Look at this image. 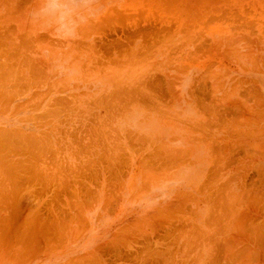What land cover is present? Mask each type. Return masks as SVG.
I'll list each match as a JSON object with an SVG mask.
<instances>
[{
  "label": "crops",
  "instance_id": "1",
  "mask_svg": "<svg viewBox=\"0 0 264 264\" xmlns=\"http://www.w3.org/2000/svg\"><path fill=\"white\" fill-rule=\"evenodd\" d=\"M16 1L19 2L23 1L26 3H30V2L34 3L36 1L42 2L41 8H43L44 3H46L49 0H35V1L16 0ZM53 1L62 2L66 8L63 7L61 10L65 12L68 11V13L66 12V15L63 16L62 22H60V20L58 19L59 17L58 11L60 9H57L55 11L53 10L54 13L56 14L50 16V13L48 14L43 13L42 9L40 8V11H38L35 17L42 21V23L44 24V28L47 29L48 33H53V35H56V38H60V41L62 40V42H66L67 40H68L67 42L70 41L76 42L78 40L77 36L81 33L82 39L84 38L88 39L87 37L88 36L90 37L85 42L86 44L93 45L91 47H95L97 49L106 50V56L111 57L113 56V52L117 54L118 52L130 47L129 38L136 39L135 37L139 35L143 34L142 36L145 37L146 35H148V33L151 34L149 31L147 32L146 27L142 25L141 22L140 24L138 23L139 26L138 24L137 26L133 25L132 28L124 24H119L123 19H125V17L123 18L124 13H122L123 15L118 16L117 25H113V23L111 22L110 24L108 23L109 19L114 20V18L113 17L109 18L107 16L105 17V15H108L110 12L114 13V11L116 12L118 11L119 13H121L123 11V8L121 7H123V5H125L128 2L127 0H92V1H87V3L85 1H79V0H78L79 2L77 3L71 0H53ZM0 2L3 1L0 0ZM111 8L112 11L110 10ZM103 16L106 19L108 18L107 19L108 21ZM119 17L123 19L120 20L121 18L119 19ZM100 21L102 23L104 21L105 24L101 23L100 25ZM95 24L96 25L99 24V25L96 26ZM179 27H186V26H179ZM49 28H50L49 30L50 32L48 31ZM168 28H166L167 30L165 33H168L167 31L169 32L171 31ZM153 30H155V28H153ZM31 32H40V31L32 30ZM183 32L186 33L188 31H183ZM42 33H45V31L42 30ZM180 40L182 41V38ZM176 41L179 42V38H177ZM139 44L140 42L138 41L134 45L139 46ZM203 62L204 61H200L196 68L184 69L183 65L179 64L177 58L175 64V71L172 68L169 74L170 77L169 90L163 87L162 76L155 75L154 83L156 85L152 93L153 95H148V97L153 98L152 118H145L142 114L143 113L142 110L145 109V107H142L141 105L147 103L146 101L147 95L145 94L142 95L140 92L137 93L134 91H123L121 95L113 96V98L115 97V100L117 102L112 100L110 104L109 103L103 104L104 102H102L101 105H100L101 102L100 99L103 97H107V98L109 97L103 95L105 94L104 92L105 90L102 89L101 86L99 87L97 86L96 88L88 91L84 90V91L76 92V95L79 97L90 98V99L95 98L99 100L96 101L95 104L90 105L91 107L89 108L90 109L89 112L97 115H101L102 113L105 114L110 111H113L115 113L120 112L123 114V117L120 122H115V123L108 121L103 123L91 122L89 125L86 124L80 125L75 129H85V128L90 130L118 129L122 131L121 138H119V141L112 146L108 145V143L105 144L99 143V145L103 146L102 147L103 149L101 148L102 154H100L99 157L96 158L90 156L91 159L89 160L88 169L87 168L82 169L79 167L73 171L71 170L67 171L65 169L62 170V166L59 165L61 167L60 169L57 170V173L59 175L56 174L54 176L63 177V178L88 177L89 181H91L89 187L85 184L84 185L81 184L79 188L77 185H74L73 189L70 188L67 189L66 186H63V187H58V191L55 190L51 192V188L49 187L48 181L44 180L46 178H49L48 176H50V171L48 169L47 170L39 169V168L26 169L25 186L16 187L15 192H13V205H0V209H13V211L14 210L22 211L13 217V264H83V263L85 264L88 263L90 259H92L94 256L97 255L113 256L112 253L115 252L113 251L115 248V244L120 243V241L124 237V235L122 234L124 232L123 229L126 230L127 228H129V226H136L138 224L137 220L140 221L142 217H145L146 215L153 213V210H155L154 214H156L158 213V211L161 213L160 210H162L163 212L165 211V209H172V210L177 209L178 196L181 197V195L183 194L195 195V198H197L198 201L197 218L199 217L198 219H202L203 217H205L207 212H209L208 208L205 207L204 205H200V204H204L205 201L202 198V202L200 203L199 201L201 198L197 197L196 195L209 194L210 186L208 184L210 177L221 176L220 172L225 173L227 167H229V169H232L236 172L238 171V173L235 174V176L239 175L238 177H246V173H243L244 169L242 167H247V165H249L250 166L249 177L251 179L257 178L258 161L264 160V145H263L264 131L261 128L259 129V106H258L259 87L264 97V81L262 79H259L257 74H254V72L251 69L252 67L250 68V73L248 74H242L241 72H234L236 71V68H234L232 69L233 72L229 73L228 76L225 77V74L222 75L221 73H218L219 71L217 73L215 71L211 72L210 64L209 63L204 64ZM205 78H207V80ZM107 79L108 81H111L110 80L111 77H108ZM103 81L105 82V80ZM232 86L234 87V90ZM168 91L171 94L168 93ZM190 95L192 96V99L194 98L193 100L191 99ZM155 96H157V98ZM210 97H212V99H210L209 101ZM231 100L232 102L230 103ZM261 111H262L261 117L264 118V112H263L264 109L262 108ZM81 112L85 113L87 111L82 110ZM213 117L214 119H212ZM13 126H16L13 128L27 131L28 135H39L40 134L39 131H41L43 137L45 135L47 136V138L49 137V133L46 131H49L51 129L49 126H45V124H40V123H25L22 125L18 123H13ZM226 126H228L229 128ZM67 128L69 127H67L65 123L62 124L59 123L55 129L59 131H64ZM190 138H192L194 141H192V139ZM129 148L131 149V151ZM170 151L171 153H169ZM117 152H119L120 154ZM259 156L261 159L259 158ZM32 161H35L34 156L32 158ZM61 161L62 160L59 158V162ZM104 161H106L107 163ZM211 171L214 174L211 173ZM216 172H218V174H216ZM263 175H264V168H263ZM17 176L19 177L20 175ZM39 180H41L40 183ZM113 180H115L116 182ZM117 188L119 189L118 191L115 190ZM223 189H225V186L223 187ZM263 189L264 186H258L255 180V184L242 185V186L240 184L233 186L232 192L241 194L242 191L243 194L244 193L257 194V193H264ZM77 192L83 194H78ZM176 193L178 194V196L176 195ZM94 195L96 197H94ZM104 196L106 199L103 198ZM88 198L90 200L89 204L91 206L88 204ZM84 200H86V202ZM73 202L75 203L77 202L78 204L76 203L73 205ZM113 206L115 207L113 208ZM28 211H30L31 213H29ZM51 211L54 212L52 213ZM204 211H205V216H204ZM80 212L82 214H80ZM236 214L237 212L235 213V215ZM23 215L27 219L26 218L24 219ZM80 215H82L83 217ZM65 217L69 219H66ZM60 218L62 221L60 220ZM235 218L237 221H235ZM235 218L233 223L236 222L234 225L237 227L239 226L241 231L242 225L246 224L244 223L246 222V219L244 222H241L244 219H242L241 216H238V214L237 216H235ZM22 219L24 220L25 223L23 222ZM83 219L86 221V222L84 221L85 223H82ZM26 220L28 222H26ZM81 223L84 226L83 225L80 226L79 224ZM20 224H22L23 226ZM207 224H210V222H208ZM61 226L63 227L65 226V227L62 229ZM78 226L79 229H77ZM60 232L62 234H60ZM72 232L73 234H71ZM120 235L123 236L121 237ZM118 238L121 240H118ZM21 239L22 241L20 242ZM60 240H62V242ZM44 242H46L47 244L46 246ZM55 243L56 244L58 243L60 245L58 246V244L56 245ZM24 250L26 251L30 250V251L28 253ZM87 252L90 254H88ZM119 254L120 256L123 257L129 256V253L124 251H120ZM90 255L92 256V258ZM159 257L164 258L165 255L161 253L159 254ZM261 262L263 263L262 259Z\"/></svg>",
  "mask_w": 264,
  "mask_h": 264
},
{
  "label": "rangeland",
  "instance_id": "2",
  "mask_svg": "<svg viewBox=\"0 0 264 264\" xmlns=\"http://www.w3.org/2000/svg\"><path fill=\"white\" fill-rule=\"evenodd\" d=\"M5 3H6V5L11 4V3L5 2V1H3L2 3L0 2V13L2 14V13H5L6 11H9L7 13H11L12 16L10 14H8V15H10V17L7 15H4L2 17L0 16V30H1L0 31V64H1L0 65V127H1L0 128V131H1L0 132V138L2 137L0 139V167H1L0 179H1V176L4 178V179L0 180V184H1V182H3L4 184L6 182L7 184H5V185L2 184V185L6 186L5 188L8 190V192H6L7 191L6 189H3L4 188L3 186H0V189H1L0 192L2 193V194H0L1 195L0 198L1 199L3 198L2 200L0 199L1 200L0 205H13V192H15L16 187H18V186L24 187L25 186V181H26L25 171H26V169H31V168H39V169L45 168L46 170L48 169L50 171V175L51 174L52 175L50 178H46L45 180L48 181L49 187L51 188V192L55 191V190L58 191L59 185H62V187L67 185L66 186L67 189L68 188L73 189L72 187H74V185H77L79 187L81 184L88 185V187L90 186V181H88L89 180L88 177L87 178L86 177L85 178L77 177V179L74 177H66V178L59 177L58 178L57 176L55 177L54 174L56 175L57 170L59 168H61L59 165H61L62 168L67 170V171H70V170L73 171L76 168H79L80 165H81V168H83V169L87 168L88 169L89 160L91 159L90 156L96 158V157H99L100 154H102L101 148L103 146L99 145V143H104V144L108 143V145H110V146L114 145L116 142L119 141V138H121L122 131L118 130V129H116L115 131L113 129H111V130H99V131L90 130V129H84L83 130V129H75L74 127H77L80 125H85V124L89 125L91 122H93V123L107 122V121L112 122V123L113 122L114 123L120 122L122 120L123 114L120 112L115 114V112H113V111L105 113L106 115L105 114H101V115L93 114V113L89 112L90 111L89 108L91 107L90 105H91V103L95 104L96 101H99V100H97L95 98L90 99V98L79 97L76 95V92L84 91V90L88 91V90H92V89L96 88L97 86L98 87L101 86V88L105 90L104 91L105 94H103V95L105 96L107 94L106 96H109L108 97L109 99L107 97L101 98L102 100L100 99L102 102H104L103 104H106V103L110 104L112 100L116 101L115 98H113V96L121 95L123 91L140 92L141 94L147 95V98H146L147 103L143 104V106L141 105L142 107H145V109L142 110L143 111L142 114L145 118H152L153 117V112H152L153 110H152V102L151 101L153 100V98L148 97V95H153L152 93H153V90L155 88V83H154L155 75H158V76L161 75L162 76V79L164 82V83L162 82L163 87L166 88L167 90H169V88H170L169 74H170L172 68L175 71V64H176L177 58H179L178 62H179V64L183 65L184 69L196 68L200 61H204L203 62L204 64H207V63L210 64L211 72L215 71L217 73L219 71L218 73H221L222 75L225 74V77H227L229 73L233 72L232 69H234V68H236V71H234V72H241L242 74H248V73H250V68L252 67L251 69L254 72V74H257L259 79H262L264 81V67H263L264 66V63H263L264 62V60H263L264 59V55H263L264 51L261 50V49H264L263 48L264 46L263 45H257L256 46V44H251L250 42H248L249 41L247 39L248 37L247 38L244 37V36H248L251 33H253V35L251 34L249 36V38H251V36H254L252 38H256V36L258 34L255 32V29L253 30V29L247 28L248 29L247 30L246 27L242 28L243 26H239L243 23L244 20H250V19H245V18L249 17L248 16L249 12L247 13V11H245L244 14L242 12L243 17H244L243 21L241 19L242 17L241 18L239 17L240 20L237 21V19H238L237 16L235 15L236 16L235 17L234 15H232V17H230V18H223L224 20L222 19L220 22H217V21L212 22V20L211 21L209 20V17L213 18V16H215V14H213V16H212V15L203 14V13L201 15L199 14L201 16L200 18L195 17V19L197 20V19H201L205 16L199 22H195L196 21L195 19H194L195 21H192V20L187 21L186 19H188V18L186 16L183 17V18H185L183 20L179 18L180 19V20H178L179 24H181V23L185 24L186 23L185 20L187 21L186 24H188V23L190 24V25H187L189 27L186 26L187 28L186 27L177 28L178 23H176V22H178V21H176V18H174V15L172 14V12L168 11L167 12L168 14H166V11H158L157 13L156 12L150 13L151 14L150 15L151 20L154 17H155L154 19H158L160 14L161 15L163 14V17L166 19V21L173 25L172 28L169 27V29H171V31L168 33H165V34L164 33L163 34H156L155 35L156 37L154 36V34H153V36L152 35L149 36V34H148L147 36H149L150 39L155 37L154 39L157 40L155 42H152L149 38H147V36L143 37L142 35L137 36V38L133 39V40H132V38H130V40H129V45H131V47H129L130 51L128 49L127 50L125 49V50H123L124 52L123 51L118 52L117 53L118 55L115 52H113V56H114V57L112 56L114 58L113 59L112 57L106 56V50H103V49L101 50V49L95 48V51H94V49H91L94 47H91L90 44L85 45V43H83V41L86 42L90 38L89 36L87 37L88 39H86V38L82 39L81 38L82 36L78 35L77 36L78 40L76 42H74V41L67 42L66 41L67 43L66 42L64 43V42L59 41L56 38V35H53V33H48L47 29L44 28V24L42 23V21L35 17L41 8L40 2H34V3H29V4L26 2H20V3L18 2L19 5H18V3L13 2L14 3L13 5H15V6H13L15 9L14 8L13 9L15 11L14 10L13 11L8 10L10 5L6 8H4ZM2 4H3V6H2ZM27 6H28V8H27ZM17 7H18V9H17ZM4 9H5V12H4ZM11 11L13 12V14ZM159 12H161V13H159ZM121 13H124V15L122 14L123 17L126 16L127 18L123 19L124 21L122 23L120 22L119 24H124V25L130 26L131 28L134 24H138V23L142 22V20L144 19V15H142V13L140 15H142L143 17L142 16L139 17V13L134 12V11L129 12V13L122 11ZM121 13L116 12V14H115V12L114 13L110 12L107 16L110 18L113 17L114 20L113 19L112 20H113V22L114 21L115 22L113 23L111 19H109V21L112 22L113 25H117L116 18H118V17H116L115 15H119ZM236 13L239 14L240 12H236ZM245 13H247V14L245 15ZM132 14H134V16ZM23 15H25V16H23ZM148 16L149 15H147L145 17V19ZM227 17H229V16H227ZM1 18H3V19H1ZM10 18H13V19H10ZM20 18H21V20H20ZM130 18H131V20H130ZM212 18H210V19H212ZM127 19H128V21H127ZM8 20L11 22V24ZM14 21H16V22H14ZM7 22H9V23H7ZM191 23H192V25H191ZM200 23H201V25H200ZM6 24H8V25L6 26ZM202 24L203 25L205 24L204 28L206 31L203 29ZM233 25H235V26L237 25L238 28H234ZM15 26H17V27H15ZM27 27H31L32 30H39L40 32H31L32 31L31 28H27ZM190 27H193V28L189 29ZM194 27H195V29H194ZM216 27H219V29L222 31V33L226 32V31H229V32L232 31L228 35L237 34L234 36L230 35V37H232L233 39L235 36H239L240 38H242L241 36L244 35L242 38V40L244 39V41L240 40V41L234 43L233 45L235 48L233 47V45H231L233 48L232 47L230 48V46H228V44L225 45L226 48L224 47V45H220L219 47H218V45H215L212 43H211L212 45H210L209 41L212 40L211 38H214V39L217 38V34L213 33V29H217ZM240 27L242 29H240ZM232 28H234V29H232ZM21 30H23V31H21ZM42 30L45 31V33H42ZM182 30L183 31L184 30L185 31L190 30V31L188 33H184ZM20 32H21V34H20ZM201 32H203V33H201ZM32 33H34V34H32ZM170 33L172 35H170ZM197 33L202 34V35H198ZM240 33L242 34L241 36H240ZM182 34H183V36H182L183 38L181 37ZM185 34L187 36L190 35V36H188V37H190L189 39H191V37L194 35L197 37L202 36V38L200 37L198 39L196 37V39L199 40L198 42H200V39H201V41L203 39L204 42L202 41L201 44L199 43L203 47L201 48L200 45L197 46V44H198L197 41L194 43V46H193L191 41L186 36H184ZM157 35H159V36H157ZM160 35H162V38L160 37ZM165 35H169L170 37L165 36ZM203 35L207 38L204 39ZM220 35H222V34H220ZM29 36H31V37H29ZM164 36H165V38H164L165 41L163 42L162 39ZM226 36H227V34H226ZM37 37H39V38H37ZM168 37L171 38V41H168L169 40ZM239 37H237L238 40L240 39ZM146 38L148 40H146ZM177 38H179V39L182 38V40L185 39L184 42L182 41L185 44L181 43V40L179 41L180 44H178L179 42L178 43L176 42ZM237 38H235V39H237ZM154 39H152V40H154ZM196 39L194 38L193 40H196ZM245 39H247L248 41ZM45 40H46V42H45ZM145 40L146 41L150 40V41L146 42ZM159 40H161V41H159ZM57 41H58V43H57ZM138 41L140 42V45L135 46L134 44H136V42H138ZM166 41H168L167 44H166ZM207 41H208V44H207ZM149 43H150V45H149ZM175 43H177L178 45L177 44L175 45ZM204 43L207 46L204 45ZM11 44H13V45H11ZM81 44H83V46ZM159 44H161L162 46ZM241 44H243V45L245 44V46H243ZM247 44H248V46H246ZM28 45H29V47H28ZM179 45H180V47H179ZM79 46H81V47H79ZM208 46H209V48L211 46V49L214 46L213 47L214 49H212V51H211L212 57L210 56L209 48H207ZM261 46H262V48H260ZM38 47H40V48H38ZM50 47H51V49H50ZM84 47H86V48H84ZM223 47L227 50H225ZM29 48H31V51ZM73 48L76 50H74ZM139 49H141L142 51H139ZM168 49H169V51H168ZM233 49H237V52L239 53L238 57H236L237 55H234L235 52L232 53ZM246 49H247V51H246ZM61 50H63L62 55L60 53ZM77 50H78V52H77ZM229 50H230V52H229ZM15 51H16V53H15ZM81 51L82 52L84 51V52L82 53ZM234 51H236V50H234ZM134 52L137 55L134 54ZM219 52L220 53L223 52L224 54L222 53L219 55ZM225 52L226 53L229 52L228 53L229 55L226 54ZM240 52H243V55H241ZM248 52L250 55L251 54L252 55L250 56L249 54H247ZM76 53H78V54H76ZM89 53H90V55H89ZM122 53H123V55H122ZM150 53H152V54H150ZM216 53L218 56L216 55ZM230 53H232V54H230ZM26 54H27V56H26ZM102 54H103V57H101ZM125 54H127V57L125 56ZM132 54H133V56H132ZM213 54H215V55H213ZM74 55L77 58L76 60L75 59L73 60V58H75ZM88 55H89V57H88ZM116 55H117V57H116ZM152 55H153V57H152ZM231 55H232V57H231ZM233 55L235 57H233ZM61 56H62V58H61ZM97 56L98 57L100 56V57L98 58ZM137 56H138V58H137ZM225 56L228 58H226ZM249 56L251 57L250 59H249ZM252 56H253V58H252ZM92 57H93V59H92ZM119 57L121 58V60L126 59L125 60L126 63H125V61H121ZM139 57H140V59H139ZM222 57H224V59ZM229 57H231V58H229ZM245 57L247 58V60ZM134 58H136V60ZM236 58H237V60H236ZM99 59H101V60L99 61ZM111 59H112V61H111ZM137 59H139V60L137 61ZM36 60H38V61H36ZM85 61H87V62H85ZM143 61H145V62H143ZM142 62H143V64H142ZM105 64H106V66H104ZM37 65L39 66V68ZM80 65H81V67H80ZM162 65H164L165 67ZM11 66H12V68H11ZM40 68H42V69H40ZM75 68H76V70L77 69H79V70L76 71ZM147 70H148V72H147ZM258 70H260V71H258ZM82 71H84V72H82ZM2 72H3V74H2ZM226 72H228V73H226ZM10 74H11V76H10ZM86 75H87V77H86ZM108 77H111V79H110L111 81H108V79H107ZM106 79H107V81H106ZM142 79H144V80H142ZM103 80H105V82ZM135 82H136V84H135ZM13 85H15V86H13ZM147 90H149V91L147 92ZM28 94H30V95H28ZM258 97H259L258 98L259 129L261 127V129H263V131H264V118L261 117V109L262 108L264 109V105H263L264 104V97H263V94L261 92L260 87H259V96ZM104 98L106 101L104 100ZM259 99H260V101H259ZM261 100H262V102H261ZM82 110H85L87 112H85V113L81 112ZM59 113H60V115H58ZM75 114H76V116H75ZM78 115H80V116H78ZM109 115H110V117H109ZM44 116H46V117H44ZM51 116L54 118H52ZM104 116H105V118H104ZM34 119H38L39 121L34 120ZM13 123H18L20 125L25 124V123L45 124V126H49L51 128L49 131H46L49 133V137L47 138V136L44 135L45 136V138H44L43 135L41 134V131H39L40 132L39 136L38 135H30L31 136L30 137L27 134V131L17 129V128H13V127H16V126H13ZM59 123H65L67 125V127H69V130L66 129L64 131H59V130L55 129ZM71 128H72V130H71ZM4 129H6V130H4ZM5 131H7V132H5ZM2 133H3V135H2ZM95 137H97V138H95ZM42 139H43V141H42ZM85 139H87V140H85ZM46 152H47V154H46ZM73 155H74V157H73ZM33 156H34L35 161H32ZM47 157H48V160H47ZM59 158L62 160L61 162H59ZM259 158H260V156H259ZM43 160H44V162H43ZM259 161L257 164V167H258L257 174L258 175H257L256 179L255 178L251 179L249 177V173H250V166L249 165L247 167L243 168L244 169L243 173L247 174L246 177L240 178V177L235 176V174H237L238 172H236L232 169H229V167H227L225 173L220 172L221 176H215V178L218 177L217 179H215L214 176L210 177L209 185L210 186L213 185L212 187H210V193H209L210 195H208V194L196 195L197 197L201 198L199 201L200 203L202 201V198L205 201L204 204H200V205H204L208 209L210 208V211L208 210L209 211L208 216L210 218H207L208 216L205 218L203 217L204 219L203 218L202 219L197 218L198 201H197V198H195V195H181V197L178 198V200H177V203H179L177 209H173V210L172 209H165V211L161 212V214L159 212L156 214L151 213V214L147 215L148 218H147V216H145V217H142V219H140V221H138L139 227L137 224V226H135V227L129 226V228H127L126 230L124 229V231H127V232H123V234H124L123 239L120 241V243L115 244V248H114L115 252L112 253L113 256L97 255V256H95L96 258H92L93 260L90 259L88 261V263H86V264H92V263L93 264H162V262H163V264H183V263L184 264H233V263L234 264H240L241 262H243L242 259L241 260L239 259L238 260L239 262L237 261L238 262L237 263V262H234L235 260L231 257V259L234 260V261L233 260L231 261L229 259L230 257L226 256L227 252H225L223 250L224 251V253H223V251H221L222 250L221 247H222V244L225 242L224 240L231 239V238L233 239V238H235V236L237 237V239L239 241L241 240V239H239L240 235L242 236L241 237L242 240H243V238H246L247 236L249 238L250 237H256L258 234H261L262 236H264V233H263L264 232V230H263L264 226H263V224L260 225L262 222H264V220H263L264 219V193H257V194H253V195L251 193H244V194H240V195L237 193H234V192L232 193L233 186H235V185L255 184V180H256L257 184L259 183L258 186L264 185V175L261 172V168L262 167L264 168V164H262L264 162V160H261L260 162ZM73 166H75V167H73ZM3 169L4 170L9 169V170H6L7 172H3L4 171ZM15 171H16V173H15ZM53 172H54V174H53ZM67 173H69V172H67ZM211 173H213V172H211ZM216 174H218V172H216ZM17 175H20V176L18 177ZM52 176L55 178H53ZM5 178H7V179H5ZM59 179H60V181H59ZM212 182H213V184H212ZM8 183L9 184L11 183L10 186ZM224 186H225V189H223ZM9 187H10V190H9ZM227 187H228V189H227ZM225 194H227V197ZM10 196H12V197H10ZM183 197H185V198H183ZM235 197H237V198H235ZM248 198H249V200H248ZM206 199H208V201ZM216 200H218V201H216ZM194 201H196V203ZM231 205H232V207H230ZM219 206H220V208H219ZM256 208H258L257 211L255 210ZM233 210H235V211H233ZM238 211H239L238 215H241V214L247 215L248 214V217H249V219L247 218V220L245 222L246 224L243 225L244 227L242 226L243 229L241 228V232L233 224H225V222H229V220H230V222H233L232 215L234 212L236 213ZM19 212H22V211H15V210L13 211V209H0V234H1L0 235V241H2V243L0 242V254L4 255V257H5L4 262L2 264H13V253H12L13 252V238H12L13 237V235H12L13 234L12 233L13 232V228H12L13 224L12 223H13V217L16 214H18ZM51 212H53V211H51ZM223 213H225V216ZM218 214H223V215L220 216ZM226 214H227V218H226ZM204 216H205V211H204ZM7 217H8V219H7ZM23 217H24V215H23ZM188 217H190V218H188ZM222 217H223V219H222ZM219 218L221 219V221ZM218 219H219V222H218ZM144 220H145V224H144ZM166 220H167V222H166ZM258 220H260V221L258 222ZM146 221H147V223H146ZM209 221L210 222H212V221L216 222L217 221V223L214 224L215 225L214 226L213 224L212 225L207 224V222H209ZM248 221H250V222H248ZM10 224H12V225H10ZM257 224L261 227H259ZM229 226L231 229L229 228ZM136 228H138V229H136ZM197 228H199L201 230H199ZM187 229H189V230L186 231ZM251 229H252V231H251ZM257 230H258V232H257ZM130 231H132V232L130 233ZM261 231H262V233H261ZM238 232H240L241 234L239 235ZM242 232H244L243 233L244 235L242 234ZM185 233H188V234H186V236H185ZM252 234H254V235H252ZM190 237H192V238L194 237V238L192 239ZM205 237L206 238L209 237L211 239L209 241L204 240L203 241V242H205V244H204L200 240L204 239ZM191 239H192V241H191ZM217 239L221 240V241H219L221 244L217 242ZM187 243H189V245ZM134 244H136V245H134ZM156 245H158V246H156ZM183 245L185 247L186 246H189V247L185 248ZM194 247H196L195 250H194ZM254 250L255 249H253L251 251L252 254L254 253ZM120 251H124V252L129 253V256H124V257L120 256V254H119ZM161 253H163L165 255V257L163 259H162V257H159V254H161ZM188 253H190V254H188ZM257 253L258 252H255L254 254L257 256ZM11 254H12V258H10ZM121 254H123V253H121ZM197 254L201 255V257L197 258L198 257V256L196 257ZM184 255H185V257H184ZM253 255L251 258H249V256H247V258H244L243 263L245 264L246 260L248 261V259H249V262H247L246 264H249V263L251 264V262H252L251 260L255 261V262L253 261L252 264H255V263L256 264H259V263L263 264L264 263V262L262 263L260 260L253 259L256 257V256L254 257ZM207 256H209V258H206ZM139 258L142 260H140ZM181 258L183 260H181ZM96 259H97V262H96Z\"/></svg>",
  "mask_w": 264,
  "mask_h": 264
},
{
  "label": "bare ground",
  "instance_id": "3",
  "mask_svg": "<svg viewBox=\"0 0 264 264\" xmlns=\"http://www.w3.org/2000/svg\"><path fill=\"white\" fill-rule=\"evenodd\" d=\"M2 1H4V0H2ZM16 1V0H15ZM15 1H13V0H11V1H9V0H5V2H9V3H11V4H9V5H6V3H5V5H4V8H6V7H8L9 6V8H8V10H14L15 8L13 7V6H15V5H13L14 3L13 2H15ZM35 1V0H34ZM71 1H74L75 3H77V2H79V1H85L86 3H87V1H92V0H71ZM128 2L125 4V5H123V7H121V8H123V11H125V12H137V13H139V17H141L142 15H144V18L147 16V15H149L146 19H144V20H142V25H144L145 27H146V30H147V32L149 31L151 34H149V36L150 35H152L153 36V34H154V36L156 35V34H165V32H166V28H168V27H170L172 24L171 23H169V22H167L166 21V19L163 17V14L161 15L160 14V16H159V18L158 19H152L151 20V18H150V13H153V12H158V11H166V14H168L167 12L169 11V12H172V14L174 15V18H176V21H178V20H180V19H185V18H183L184 16H186L188 19H186L187 21L189 20V21H195L196 19H195V17H197V18H200L201 16V14L203 13V14H208V15H212L213 16V14H215V16H213V18L212 17H209V20L211 21L212 20V22H214V21H217V22H220L223 18H230V17H232V15H236L237 16V21L238 20H240V18L242 19V21H243V14H244V12L245 11H247V13H248V18H245V19H250V20H244L243 21V23L241 24V25H239V26H243L242 28H245L246 27V29L248 28V29H255V32L258 34L257 36H256V38H252V37H254V36H251V38H249V36L252 34L253 35V33H251L250 35H248V36H244V37H248L247 39L249 40H247V39H245V40H247L248 42H250L251 44H256V46L257 45H263L264 46V0H127ZM19 1H16L15 3H18ZM23 2V1H22ZM36 2H38V1H36ZM2 3V2H1ZM20 3V2H19ZM19 3H18V5H19ZM31 3V2H30ZM4 4V3H3ZM3 4H2V6H3ZM29 4V3H28ZM38 4V3H37ZM36 4V5H37ZM40 4L42 5V2H40ZM66 4H68V3H66ZM24 5V4H23ZM26 5V4H25ZM83 5H85V4H83ZM29 6V5H28ZM28 6H27V8H28ZM128 6V7H127ZM21 7V6H20ZM19 7V8H20ZM26 7V6H25ZM63 7H65V5L62 3V2H58V1H53V0H49V1H47L46 3H44V6H43V8H41L42 9V11H43V13H50V16L52 15H54V14H56V13H54V11L55 10H57V9H60L59 11H58V14H59V17H58V19L60 20V22H62V18H63V16H65L66 15V12L68 13V11H62L61 9L63 8ZM76 7V6H75ZM114 7V6H113ZM14 8V9H13ZM66 8V7H65ZM3 9V8H2ZM17 9H18V7H17ZM69 9V8H68ZM71 9V8H70ZM74 9V8H73ZM83 9V8H82ZM113 9H115V8H113ZM20 10V9H19ZM54 10V11H53ZM111 11H112V8L110 9ZM11 11V12H12ZM15 11V10H14ZM40 11V10H39ZM114 11V10H113ZM4 12H5V9H4ZM7 12H9V11H6L5 13H0L1 15V17L2 16H4V15H7V16H9L10 17V15H11V13H7ZM24 12V11H23ZM115 12V14H116V11H114ZM236 12H240L239 14L238 13H236ZM242 12H243V14H242ZM112 13V12H111ZM117 13H118V11H117ZM142 13V15H140ZM159 13H161V12H159ZM236 13V14H235ZM247 13H245V15L247 14ZM8 14H10V15H8ZM12 14H13V12H12ZM23 14V13H22ZM155 14V13H154ZM165 14V15H166ZM171 14V13H170ZM200 14V15H199ZM221 14V15H220ZM119 15H122V13L121 14H119ZM119 15H115L116 17H118ZM133 16H134V14H132ZM136 15V14H135ZM156 15V14H155ZM12 16V15H11ZM15 16V15H14ZM23 16H25V15H23ZM107 15H105V17H106ZM110 16V15H109ZM113 16V15H112ZM128 16V15H127ZM138 16V15H137ZM154 16V15H153ZM207 16V15H206ZM227 16H229V17H227ZM233 16V17H234ZM235 16V17H236ZM104 17V16H103ZM104 17V18H105ZM108 17V16H107ZM125 18H127L126 16H124ZM123 17V18H124ZM143 17V16H142ZM203 17V16H202ZM205 17V16H204ZM203 17V18H204ZM240 17V18H239ZM16 18V17H15ZM19 18V17H18ZM110 18V17H109ZM121 17H119V19H120ZM123 18H121L120 20H122ZM180 18V19H179ZM203 18H201V19H203ZM210 18H212V19H210ZM1 19H3V18H1ZM8 19V18H7ZM10 19H13V18H10ZM24 19V18H23ZM106 19V18H105ZM134 19V18H133ZM195 19V20H194ZM201 19H197L195 22H199ZM255 21H254V20ZM20 20H21V18H20ZM98 20V19H97ZM101 20V19H100ZM103 20V19H102ZM107 20V19H106ZM116 20H117V18H116ZM130 20H131V18H130ZM139 20V19H138ZM185 20V22L187 23V21ZM224 20V19H223ZM9 21V20H8ZM12 21V20H11ZM19 21V20H18ZM124 20H122L121 21V23L123 22ZM127 21H128V19H127ZM172 21V20H171ZM230 21V20H229ZM233 21V20H232ZM235 21V20H234ZM236 21V22H237ZM10 22V21H9ZM9 22H7V23H9ZM14 22H16V21H14ZM112 22H113V20H112ZM111 22V23H112ZM115 22V21H114ZM113 22V23H114ZM117 22H118V20H117ZM130 22V21H129ZM184 22V23H185ZM206 22V21H205ZM6 23V22H5ZM38 23V22H37ZM64 23V22H63ZM90 23H92V22H90ZM101 21H100V25H101ZM109 24H110V21L108 22ZM176 23H178V25H177V28H179V26H187V25H190L189 23L188 24H183V23H181V24H179V21L178 22H176ZM175 23V24H176ZM194 23V22H193ZM203 23V22H202ZM210 23V22H209ZM238 23V22H237ZM10 24H11V22H10ZM13 24V23H12ZM36 24V23H35ZM73 24V23H72ZM102 24H105L104 23V21H103V23ZM140 24V23H139ZM139 24H138V26H139ZM5 25V24H4ZM8 24H6V26H7ZM60 25V24H59ZM91 25V24H90ZM96 25V24H95ZM97 25H99V24H97ZM96 25V26H97ZM129 25V24H128ZM135 26H137V24H134ZM191 25H192V23H191ZM195 25V24H194ZM200 25H201V23H200ZM203 25V24H202ZM18 26V25H17ZM17 26H15V27H17ZM24 26V25H23ZM22 26V27H23ZM94 26V25H93ZM103 26V25H102ZM101 26V27H102ZM108 26V25H107ZM113 26V25H112ZM173 26V25H172ZM172 26H171V28H172ZM196 26V25H195ZM204 26H205V24L203 25V29L205 30V28H204ZM32 27V26H31ZM30 27V28H31ZM125 27V26H124ZM189 27V26H188ZM233 27L234 28H238V26L236 25H233ZM60 28V27H59ZM86 28H87V26H86ZM98 28V27H97ZM137 28V27H136ZM139 28V27H138ZM153 28H155V30H153ZM217 29H213V33H216L217 34V38L216 39H214V38H211L212 40L211 41H209V43H210V45H212V44H215V45H218V47L220 46V45H224V47H225V45H227L228 44V46H230V48L232 47L231 45H233L234 43H236V42H238V41H240V40H242V38H243V36H241L242 34V32L240 33V36L242 37V38H240L239 36H235L234 37V39L232 38V37H230V35H237V34H230V35H228L230 32H232V31H226V32H223L222 33V31L219 29V27H216ZM234 28H232V29H234ZM241 27H240V29H242ZM100 29V28H99ZM106 29V28H105ZM169 29V28H168ZM189 29H191V27L189 28ZM194 29H195V27H194ZM247 29V30H248ZM4 30V29H3ZM19 30V29H18ZM31 30H32V28H31ZM50 30V28L48 29V31ZM83 30H84V28H83ZM108 30V29H107ZM126 30V29H125ZM171 30V29H170ZM178 30V29H177ZM202 30V29H201ZM231 30V29H230ZM1 31V30H0ZM10 31V30H9ZM21 31H23V30H21ZM28 31V30H27ZM36 31V30H35ZM127 31V30H126ZM183 31V30H182ZM185 31V30H184ZM190 31V30H189ZM188 31V32H189ZM194 31V30H193ZM206 31V30H205ZM234 31V30H233ZM251 31V30H250ZM249 31V32H250ZM29 32V31H28ZM50 32V31H49ZM78 32V31H77ZM84 32V31H83ZM134 32V31H133ZM167 32H169V31H167ZM188 32H186V33H188ZM235 32V31H234ZM103 33V32H102ZM146 33V32H145ZM153 33V34H152ZM182 33V32H181ZM201 33H203V32H201ZM2 34V33H1ZM20 34H21V32H20ZM32 34H34V33H32ZM31 34V35H32ZM36 34V33H35ZM40 34V33H39ZM79 34V33H78ZM83 34V33H82ZM104 34V33H103ZM122 34V33H121ZM179 34V33H178ZM190 34V33H189ZM198 35H202V34H199V33H197ZM220 34H222V35H220ZM226 34H227V36H226ZM239 34V33H238ZM249 34V33H248ZM18 35V34H17ZM28 35V34H27ZM48 35V34H47ZM58 35V34H57ZM79 35H81V33L79 34ZM105 35V34H104ZM143 35V34H142ZM145 35V34H144ZM170 35H172L171 33H170ZM23 36V35H22ZM37 36V35H36ZM147 36V35H146ZM149 36H147V38H149ZM157 36H159V35H157ZM165 36H169V35H165ZM165 36L163 37V39H162V41L164 42L165 41ZM174 36V35H173ZM183 36V34L181 35V37ZM184 36H186L188 39L190 38V37H188V36H190V35H184ZM195 36V35H194ZM192 36L191 37V39H189L190 41H191V43L193 44V46H194V43L197 41V46H199L200 44H201V42L203 41V39H202V41H201V39H200V42H198L199 40V38L201 37L202 38V36H199V37H197V36ZM204 36V35H203ZM212 36V35H211ZM9 37V36H8ZM7 37V38H8ZM29 37H31V36H29ZM156 37V36H155ZM155 37H153V38H149L152 42H155V41H157V40H155L154 38ZM160 37L162 38V35H160ZM170 37V36H169ZM168 37V38H169ZM196 37L198 38V39H196ZM237 37H239L240 39L238 40V38ZM10 38V37H9ZM37 38H39V37H37ZM106 38V37H105ZM135 38H137V37H135ZM146 38V40H148ZM167 38V37H166ZM183 38V37H182ZM186 38V39H187ZM196 39V40H193V39ZM205 38H207V37H205L204 36V39ZM210 38V37H209ZM235 38H237V39H235ZM33 39V38H32ZM52 39V38H51ZM55 39V38H54ZM57 39H59V41H60V38H57ZM130 39V38H129ZM143 39V38H142ZM152 39H154V40H152ZM187 39V40H188ZM36 40V39H35ZM42 40V39H41ZM48 40V39H47ZM65 40H67V39H65ZM74 40V39H73ZM76 40V39H75ZM97 40V39H96ZM114 40H116V39H114ZM133 40V39H132ZM145 40V41H146ZM149 40V41H150ZM168 40V39H167ZM185 40V39H184ZM184 40H182L183 42H184ZM51 41V40H50ZM68 41V40H67ZM99 41V40H98ZM111 41H112V39H111ZM142 41V40H141ZM149 41H146V42H149ZM159 41H161V40H159ZM168 41H171V38H169V40ZM168 41H166V44L168 43ZM174 41V40H173ZM179 41H180V39H179ZM181 41V42H182ZM193 41V42H192ZM206 41V40H205ZM242 41H244V39L242 40ZM32 42V41H31ZM36 42V41H35ZM44 42V41H43ZM45 42H46V40H45ZM48 42V41H47ZM53 42V41H52ZM61 42H62V40H61ZM71 42V41H70ZM80 42V41H79ZM176 42H178V41H176ZM204 42V41H203ZM57 43H58V41H57ZM65 43V42H64ZM67 43V42H66ZM85 43V42H84ZM110 43V42H109ZM200 43V44H199ZM206 43V42H205ZM204 43V45H206ZM212 43V44H211ZM15 44V43H14ZM26 44V43H25ZM31 44V43H30ZM46 44V43H45ZM50 44V43H49ZM93 44H94V42H93ZM177 43H175V45H176ZM178 44H180V42L178 43ZM177 44V45H178ZM183 44H185V43H183ZM182 44V45H183ZM203 44V43H202ZM207 44H208V41H207ZM249 44V43H248ZM248 44L246 45V46H248ZM250 44V45H251ZM5 45V44H4ZM11 45H13V44H11ZM32 45V44H31ZM58 45V44H57ZM65 45V44H64ZM68 45V44H67ZM82 46H83V44H81ZM85 45H87L86 43H85ZM140 45V44H139ZM142 45V44H141ZM149 45H150V43H149ZM152 45V44H151ZM159 45H161V44H159ZM181 45V46H182ZM214 45V46H215ZM241 45H243V44H241ZM249 45V46H250ZM41 46V45H40ZM46 46V45H45ZM60 46V45H59ZM58 46V47H59ZM72 46V45H71ZM90 46H93V45H90ZM112 46V45H111ZM130 47H131V45H129ZM162 46V45H161ZM185 46V45H184ZM189 46V45H188ZM192 46V47H193ZM196 46V45H195ZM196 46V47H197ZM201 46V45H200ZM207 46V45H206ZM213 46V47H214ZM243 46H245V44L243 45ZM28 47H29V45H28ZM37 47V46H36ZM75 47V46H74ZM79 47H81V46H79ZM78 47V48H79ZM118 47V46H117ZM154 47V46H153ZM159 47V46H158ZM165 47V46H164ZM179 47H180V45H179ZM183 47V46H182ZM181 47V48H182ZM203 46H201V48H202ZM212 47V49H214ZM222 47V46H221ZM223 47V48H224ZM233 47H234V45H233ZM232 47V48H233ZM242 47V46H241ZM38 48H40V47H38ZM71 48V47H70ZM84 48H86V47H84ZM88 48V47H87ZM107 48V47H106ZM147 48V47H146ZM177 48V47H176ZM180 48V49H181ZM207 48H209V46L207 47ZM226 48V47H225ZM224 48V49H225ZM235 48V47H234ZM260 48H262V46L260 47ZM264 48V47H263ZM19 49V48H18ZM22 49V48H21ZM30 49V51H31V48H29ZM50 49H51V47H50ZM74 49V48H73ZM91 49H94V51H95V47L94 48H91ZM128 50H129V48H127ZM126 49V50H127ZM150 49V48H149ZM170 49V48H169ZM169 49H168V51H169ZM178 49V48H177ZM211 49V46H210V48H209V52H210V56L212 57V55H211V51H212V49ZM221 49V48H220ZM258 49V48H257ZM27 50V49H26ZM74 50H76V49H74ZM151 50V49H150ZM149 50V51H150ZM225 50H227V49H225ZM231 50V49H230ZM230 50H229V52H230ZM234 50H236V51H234ZM250 50V49H249ZM261 50H263L264 51V49H261ZM14 51V50H13ZM53 51V50H52ZM56 51V50H55ZM116 51V50H115ZM123 51V50H122ZM130 51V50H129ZM139 51H142L141 49H139ZM167 51V52H168ZM218 51V50H217ZM223 51V50H222ZM233 52L232 53H234V55H237L236 57H238V52H237V49H233L232 50ZM246 51H247V49H246ZM27 52V51H26ZM54 52V51H53ZM52 52V53H53ZM57 52V51H56ZM65 52V51H64ZM77 52H78V50H77ZM80 52V51H79ZM82 52V51H81ZM84 52V51H83ZM82 52V53H83ZM87 52V51H86ZM124 52V51H123ZM144 52V51H143ZM190 52V51H189ZM208 52V51H207ZM229 52H225L226 54H228ZM250 52V51H249ZM249 52L247 53V54H249ZM253 52V51H252ZM257 52V51H256ZM4 53V52H3ZM15 53H16V51H15ZM28 53V52H27ZM30 53V52H29ZM61 55L63 54V50H61ZM174 53V52H173ZM223 53V52H222ZM222 53H220L219 52V55L220 54H222ZM232 53H230V54H232ZM241 53V55H243V52H240ZM246 53V52H245ZM8 54V53H7ZM33 54V53H32ZM38 54V53H37ZM54 54V53H53ZM76 54H78V53H76ZM93 54V53H92ZM134 54H136L135 52H134ZM150 54H152V53H150ZM182 54V53H181ZM191 54V53H190ZM202 54V53H201ZM224 54V53H223ZM24 55V54H23ZM22 55V56H23ZM66 55V54H65ZM89 55H90V53H89ZM89 55H88V57H89ZM94 55V54H93ZM118 55V54H117ZM117 55H116V57H117ZM122 55H123V53H122ZM121 55V56H122ZM137 55V54H136ZM169 55V54H168ZM180 55V54H179ZM213 55H215V54H213ZM216 55H217V53H216ZM229 55V54H228ZM233 55V57H235ZM240 55V56H241ZM250 55V54H249ZM252 55V54H251ZM250 55V56H251ZM264 55V54H263ZM26 56H27V54H26ZM39 56V55H38ZM64 56V55H63ZM75 56V55H74ZM87 56V55H86ZM92 56V55H91ZM125 56L127 57V54H125ZM132 56H133V54H132ZM131 56V57H132ZM218 56V55H217ZM222 56V55H221ZM227 56V55H226ZM225 56V57H226ZM249 56V59L251 58ZM259 56V55H258ZM30 57V56H29ZM98 57V56H97ZM100 57V56H99ZM98 57V58H99ZM101 57H103V54H102V56ZM109 57V56H108ZM112 57V56H111ZM124 57V56H123ZM136 57V56H135ZM141 57V56H140ZM140 57H139V59H140ZM144 57V56H143ZM152 57H153V55H152ZM181 57V56H180ZM231 57H232V55H231ZM231 57H229V58H231ZM242 57V56H241ZM240 57V58H241ZM248 57V56H247ZM260 57V56H259ZM61 58H62V56H61ZM73 58V57H72ZM87 58V57H86ZM113 58V57H112ZM120 58V57H119ZM129 58V57H128ZM137 58H138V56H137ZM221 58V57H220ZM223 59H224V57H222ZM226 58H228V57H226ZM244 58V57H243ZM246 58V57H245ZM252 58H253V56H252ZM255 58V57H254ZM27 59V58H26ZM76 60L77 58H76V56H75V58H73V60ZM92 59H93V57H92ZM114 59V58H113ZM116 59V58H115ZM118 59V58H117ZM135 60H136V58H134ZM139 59H137V61L139 60ZM153 59V58H152ZM179 59V58H178ZM235 59V58H234ZM233 59V60H234ZM262 59V58H261ZM29 60V59H28ZM61 60V59H60ZM72 60V61H73ZM87 60V59H86ZM101 59H99V61H100ZM104 60V59H103ZM120 60H121V58H120ZM126 60V59H125ZM125 60H121V61H125ZM129 60V59H128ZM144 60V59H143ZM147 60V59H146ZM145 60V61H146ZM227 60V59H226ZM236 60H237V58H236ZM246 60H247V58H246ZM264 60V59H263ZM36 61H38V60H36ZM97 61V60H96ZM111 61H112V59H111ZM145 61H143V62H145ZM252 61V60H251ZM254 61V60H253ZM22 62V61H21ZM42 62V61H41ZM70 62V61H69ZM85 62H87V61H85ZM114 62V61H113ZM143 62H142V64H143ZM263 62V61H262ZM32 63V62H31ZM125 63H126V61H125ZM128 63V62H127ZM147 63V62H146ZM160 63V62H159ZM264 63V62H263ZM5 64V63H4ZM30 64V63H29ZM70 64V63H69ZM68 64V65H69ZM95 64V63H94ZM141 64V63H140ZM233 64V63H232ZM1 65V64H0ZM34 65V64H33ZM44 65V64H43ZM46 65V64H45ZM145 65V64H144ZM214 65V64H213ZM239 65V64H238ZM38 66V65H37ZM104 66H106V64L104 65ZM118 66V65H117ZM162 66H164V65H162ZM161 66V67H162ZM49 67V66H48ZM80 67H81V65H80ZM79 67V68H80ZM141 67V66H140ZM165 67V66H164ZM220 67V66H219ZM254 67V66H253ZM264 67V66H263ZM8 68V67H7ZM11 68H12V66H11ZM18 68V67H17ZM38 68H39V66H38ZM98 68V67H97ZM5 69V68H4ZM40 69H42V68H40ZM210 69V68H209ZM244 69V68H243ZM44 70V69H43ZM75 70H76V68H75ZM79 69H77L76 71H78ZM91 70V69H90ZM137 70V69H136ZM180 70H182V69H180ZM242 70V69H241ZM87 71V70H86ZM209 71V70H208ZM244 71V70H243ZM257 71V70H256ZM258 71H260V70H258ZM9 72V71H8ZM31 72V71H30ZM38 72V71H37ZM42 72V71H41ZM82 72H84V71H82ZM88 72V71H87ZM147 72H148V70H147ZM159 72V71H158ZM205 72V71H204ZM56 73V72H55ZM92 73V72H91ZM208 73V72H207ZM206 73V74H207ZM226 73H228V72H226ZM2 74H3V72H2ZM9 74V73H8ZM38 74V73H37ZM83 74V73H82ZM86 74V73H85ZM45 75V74H44ZM88 75V74H87ZM87 75H86V77H87ZM150 75V74H149ZM10 76H11V74H10ZM39 76V75H38ZM53 76V75H52ZM84 76V75H83ZM143 76V75H142ZM145 76V75H144ZM153 76V75H152ZM166 76V75H165ZM208 76V75H207ZM5 77V76H4ZM146 77V76H145ZM2 78V77H1ZM10 78V77H9ZM13 78V77H12ZM200 79V78H199ZM202 79V78H201ZM206 80H207V78H205ZM242 79V78H241ZM3 80V79H2ZM44 80V79H43ZM142 80H144V79H142ZM151 80V79H150ZM237 80V79H236ZM235 80V81H236ZM15 81V80H14ZM23 81V80H22ZM198 81H200V80H198ZM243 81V80H242ZM254 81V80H253ZM13 82V81H12ZM139 82V81H138ZM137 82V83H138ZM173 82V81H172ZM202 82H203V80H202ZM2 83V82H1ZM141 83V82H140ZM164 83V82H163ZM167 83V82H166ZM170 83V82H169ZM197 83V82H196ZM239 83H241V82H239ZM3 84V83H2ZM7 84V83H6ZM19 84V83H18ZM135 84H136V82H135ZM174 84V83H173ZM210 84V83H209ZM208 84V85H209ZM12 85V84H11ZM73 85V84H72ZM140 85V84H139ZM156 85V84H155ZM197 85V84H196ZM239 85V84H238ZM254 85V84H253ZM5 86V85H4ZM13 86H15V85H13ZM22 86V85H21ZM128 86V85H127ZM172 86V85H171ZM194 86V85H193ZM247 86H249V85H247ZM6 87V86H5ZM9 87V86H8ZM18 87V86H17ZM137 87V86H136ZM143 87V86H142ZM202 87V86H201ZM241 87H242V85H241ZM67 88V87H66ZM134 88V87H133ZM190 88V87H189ZM232 88H233V90H234V87L232 86ZM237 88V87H236ZM244 88V87H243ZM119 89V88H118ZM145 89V88H144ZM172 89V88H171ZM192 89V88H191ZM209 89V88H208ZM138 90V89H137ZM173 90V89H172ZM202 90V89H201ZM232 90V89H231ZM238 90H240V89H238ZM247 90H249V89H247ZM45 91V90H44ZM113 91V90H112ZM117 91V90H116ZM149 90H147V92H148ZM156 91V90H155ZM176 91V90H175ZM189 91V90H188ZM114 92V91H113ZM143 92V91H142ZM174 92V91H173ZM200 92V91H199ZM18 93V92H17ZM111 93V92H110ZM116 93V92H115ZM138 93V92H137ZM168 93H170L169 91H168ZM167 93V94H168ZM187 93V92H186ZM231 93V92H230ZM246 93V92H245ZM155 94V93H154ZM166 94V95H167ZM171 94V93H170ZM192 94V93H191ZM225 94V93H224ZM229 94V93H228ZM15 95V94H14ZM28 95H30V94H28ZM107 95V94H106ZM105 95V96H106ZM128 95V94H127ZM143 95V94H142ZM209 95H211V94H209ZM259 95V94H258ZM20 96V95H19ZM18 96V97H19ZM22 96V95H21ZM100 96V95H99ZM111 96V95H110ZM123 96V95H122ZM173 96V95H172ZM191 96V95H190ZM248 96V95H247ZM250 96V95H249ZM128 97V96H127ZM126 97V98H127ZM137 97V96H136ZM156 98H157V96H155ZM195 97V96H194ZM224 97V96H223ZM7 98V97H6ZM115 98V97H114ZM122 98V97H121ZM124 98V97H123ZM167 98H169V97H167ZM175 98V97H174ZM178 98V97H177ZM215 98V97H214ZM213 98V99H214ZM226 98V97H225ZM40 99V98H39ZM109 99V98H108ZM191 99H192V96H191ZM194 99V98H193ZM192 99V100H193ZM196 99V98H195ZM199 99V98H198ZM210 99H212V97H210L209 98V101H210ZM242 99V98H241ZM28 100V99H27ZM102 100V99H101ZM104 100H105V98H104ZM156 100V99H155ZM168 100V99H167ZM217 100V99H216ZM237 100H239V99H237ZM237 100H235V101H237ZM253 100V99H252ZM63 101V100H62ZM95 101V100H94ZM106 101V100H105ZM178 101V100H177ZM188 101V100H187ZM234 101V102H235ZM259 101H260V99H259ZM30 102V101H29ZM37 102V101H36ZM84 102V101H83ZM82 102V103H83ZM117 102V101H116ZM131 102V101H130ZM136 102V101H135ZM152 102V101H151ZM160 102V101H159ZM199 102V101H198ZM202 102V101H201ZM212 102V101H211ZM232 102V100L230 101V103ZM239 102V101H238ZM261 102H262V100H261ZM40 103V102H39ZM54 103V102H53ZM52 103V104H53ZM101 103H102V101L100 102V105H101ZM119 103H121V102H119ZM137 103V102H136ZM173 103V102H172ZM249 103V102H248ZM256 103V102H255ZM32 104V103H31ZM92 104V103H91ZM154 104V103H153ZM216 104V103H215ZM233 104V103H232ZM246 104V103H245ZM49 105V104H48ZM51 105V104H50ZM89 105V104H88ZM103 105V104H102ZM128 105V104H127ZM151 105V104H150ZM162 105V104H161ZM211 105V104H210ZM236 105V104H235ZM238 105V104H237ZM259 105V104H258ZM264 105V104H263ZM98 106V105H97ZM111 106V105H110ZM114 106V105H113ZM126 106V105H125ZM143 106V105H142ZM222 106V105H221ZM47 107V106H46ZM69 107V106H68ZM117 107V106H116ZM160 107V106H159ZM70 108V107H69ZM100 108V107H99ZM103 108V107H102ZM101 108V109H102ZM123 108V107H122ZM161 108V107H160ZM159 108V109H160ZM204 108V107H203ZM213 108V107H212ZM223 108V107H222ZM230 108V107H229ZM121 109V108H120ZM167 109V108H166ZM240 109V108H239ZM74 110V109H73ZM111 110V109H110ZM113 110V109H112ZM115 110V109H114ZM119 110V109H118ZM128 110V109H127ZM262 110V109H261ZM243 111V110H242ZM2 112V111H1ZM50 112V111H49ZM60 112V111H59ZM103 112H105V111H103ZM166 112V111H165ZM202 112V111H201ZM208 112V111H207ZM211 112V111H210ZM218 112V111H217ZM262 112V111H261ZM264 112V111H263ZM47 113V112H46ZM168 113V112H167ZM209 113V112H208ZM221 113V112H220ZM251 113H253V112H251ZM102 114H104V113H102ZM116 114V113H115ZM114 114V115H115ZM240 114V113H239ZM44 115V114H43ZM46 115V114H45ZM48 115V114H47ZM51 115V114H50ZM58 115H60V113L58 114ZM66 115V114H65ZM106 115V114H105ZM165 115V114H164ZM203 115V114H202ZM54 116V115H53ZM75 116H76V114H75ZM78 116H80V115H78ZM173 116V115H172ZM215 116V115H214ZM38 117V116H37ZM44 117H46V116H44ZM52 117V116H51ZM82 117V116H81ZM86 117V116H85ZM103 117V116H102ZM109 117H110V115H109ZM118 117V116H117ZM158 117V116H157ZM41 118V117H40ZM52 118H54V117H52ZM71 118V117H70ZM69 118V119H70ZM104 118H105V116H104ZM107 118V117H106ZM166 118H167V116H166ZM170 118V117H169ZM231 118V117H230ZM244 118V117H243ZM33 119V118H32ZM42 119V118H41ZM77 119V118H76ZM161 119H162V117H161ZM175 119H176V117H175ZM178 119V118H177ZM212 119H214V117L212 118ZM261 119V118H260ZM34 120H37V121H39L38 119H34ZM52 120V119H51ZM64 120V119H63ZM73 120V119H72ZM172 120H174V119H172ZM179 120V119H178ZM177 120V121H178ZM230 120V119H229ZM246 120V119H245ZM245 120H244V122H245ZM57 121V120H56ZM107 121V120H106ZM112 121V120H111ZM211 121V120H210ZM237 121H238V119H237ZM251 121V120H250ZM58 122V121H57ZM64 122V121H63ZM182 122V121H181ZM224 122V121H223ZM248 122V121H247ZM253 122V121H252ZM72 123V122H71ZM74 123V122H73ZM98 123V122H97ZM103 123V122H102ZM228 123V122H227ZM60 124H62V123H60ZM187 124H190V123H187ZM201 124V123H200ZM199 124V125H200ZM101 125H103V124H101ZM105 125H106V123H105ZM104 125V126H105ZM192 125V124H191ZM210 125V124H209ZM220 125V124H219ZM233 125V124H232ZM244 125V124H243ZM257 125V124H256ZM73 126V125H72ZM96 126V125H95ZM204 126V125H203ZM213 126H215V125H213ZM224 126V125H223ZM230 126V125H229ZM246 126H248V125H246ZM251 126V125H250ZM78 127V126H77ZM93 127H94V125H93ZM92 127V128H93ZM226 127H228V126H226ZM1 128V127H0ZM74 128H76V127H74ZM97 128V127H96ZM200 128V127H199ZM207 128V127H206ZM220 128V127H219ZM229 128V127H228ZM235 128V127H234ZM261 128V127H260ZM47 129V128H46ZM58 129V128H57ZM68 130H69V128H67ZM86 129V128H85ZM99 129V128H98ZM188 129V128H187ZM192 129V128H191ZM193 129H195V128H193ZM203 129V128H202ZM211 129V128H210ZM255 129V128H254ZM4 130H6V129H4ZM9 130V129H8ZM71 130H72V128H71ZM84 130V129H83ZM93 130V129H92ZM95 130V129H94ZM97 130V129H96ZM116 129H114V131H115ZM189 130V129H188ZM204 130H205V128H204ZM242 130V129H241ZM250 130V129H249ZM57 131V130H56ZM55 131V132H56ZM97 131H99V130H97ZM247 131V130H246ZM252 131H253V129H252ZM261 131V130H260ZM1 132V131H0ZM5 132H7V131H5ZM206 132V131H205ZM236 132V131H235ZM89 133V132H88ZM110 134V133H109ZM2 135H3V133H2ZM91 135V134H90ZM98 135V134H97ZM260 135H261V133H260ZM30 136V135H29ZM39 136V135H38ZM117 136V135H116ZM138 136V135H137ZM182 136V135H181ZM240 136V135H239ZM25 137V136H24ZM31 137V136H30ZM37 137V136H36ZM93 137V136H92ZM115 137V136H114ZM145 137V136H144ZM192 137V136H191ZM259 137V136H258ZM2 138V137H1ZM0 138V139H1ZM34 138V137H33ZM44 138H45V136H44ZM70 138V137H69ZM88 138V137H87ZM95 138H97V137H95ZM118 138V137H117ZM176 138V137H175ZM197 138V137H196ZM221 138V137H220ZM226 138V137H225ZM28 139V138H27ZM30 139V138H29ZM91 139V138H90ZM135 139V138H134ZM139 139V138H138ZM190 139H192V138H190ZM70 140V139H69ZM85 140H87V139H85ZM170 140V139H169ZM42 141H43V139H42ZM95 141V140H94ZM192 141H194L193 139H192ZM204 141V140H203ZM213 141V140H212ZM57 142V141H56ZM115 142V141H114ZM149 142V141H148ZM152 142V141H151ZM189 142V141H188ZM209 142V141H208ZM40 143V142H39ZM66 143V142H65ZM202 143V142H201ZM238 143V142H237ZM260 143V142H259ZM64 144V143H63ZM114 144V143H113ZM149 144V143H148ZM203 144V143H202ZM212 144V143H211ZM250 144V143H249ZM58 145V144H57ZM151 145V144H150ZM243 145V144H242ZM264 145V144H263ZM62 146V145H61ZM207 146V145H206ZM230 146V145H229ZM249 146H251V145H249ZM45 147V146H44ZM63 147V146H62ZM95 147V146H94ZM118 147V146H117ZM205 147V146H204ZM255 147V146H254ZM162 148V147H161ZM170 148V147H169ZM220 148V147H219ZM249 148V147H248ZM86 149V148H85ZM84 149V150H85ZM90 149V148H89ZM103 149V148H102ZM110 149V148H109ZM130 149V148H129ZM211 149H212V147H211ZM222 149V148H221ZM225 149V148H224ZM88 150V149H87ZM155 150V149H154ZM171 150H172V148H171ZM210 150V149H209ZM208 150V151H209ZM260 150V149H259ZM262 150V149H261ZM75 151V150H74ZM116 151V150H115ZM130 151H131V149H130ZM141 151V150H140ZM222 151V150H221ZM91 152V151H90ZM122 152H124V151H122ZM148 152V151H147ZM232 152V151H231ZM235 152V151H234ZM49 153V152H48ZM117 153H119V152H117ZM131 153H133V152H131ZM151 153V152H150ZM163 153V152H162ZM169 153H171V151L169 152ZM181 153H182V151H181ZM180 153V154H181ZM260 153V152H259ZM263 153V152H262ZM46 154H47V152H46ZM69 154V153H68ZM72 154V153H71ZM96 154V153H95ZM107 154V153H106ZM111 154V153H110ZM120 154V153H119ZM210 154V153H209ZM45 155V154H44ZM75 155V154H74ZM74 155H73V157H74ZM117 155V154H116ZM189 155V154H188ZM129 156V155H128ZM261 156V155H260ZM54 157V156H53ZM77 157V156H76ZM141 157V156H140ZM240 157V156H239ZM249 157V156H248ZM263 158V157H262ZM74 159V158H73ZM85 159V158H84ZM140 159V158H139ZM172 159V158H171ZM184 159V158H183ZM188 159V158H187ZM261 159V158H260ZM76 160V159H75ZM213 160H214V158H213ZM222 160V159H221ZM160 161V160H159ZM174 161V160H173ZM261 161V160H260ZM259 161V162H260ZM83 162V161H82ZM104 162H106V161H104ZM119 162V161H118ZM128 162V161H127ZM146 162V161H145ZM150 162H151V160H150ZM190 162V161H189ZM213 162V161H212ZM240 162V161H239ZM238 162V163H239ZM51 163V162H50ZM58 163V162H57ZM70 163V162H69ZM79 163V162H78ZM107 163V162H106ZM109 163V162H108ZM166 163V162H165ZM184 163V162H183ZM220 163V162H219ZM14 164V163H13ZM54 164V163H53ZM176 164V163H175ZM174 164V165H175ZM192 164V163H191ZM257 164V163H256ZM262 164H264V162L262 163ZM9 165V164H8ZM18 165V164H17ZM78 165V164H77ZM111 165V164H110ZM153 165V164H152ZM212 165V164H211ZM84 166V165H83ZM122 166V165H121ZM139 166V165H138ZM248 166V165H247ZM260 166V165H259ZM3 167V166H2ZM21 167V166H20ZM47 167V166H46ZM64 167V166H63ZM72 167V166H71ZM73 167H75V166H73ZM80 168H81V165L79 166ZM144 167V166H143ZM149 167H150V165H149ZM164 167V166H163ZM210 167V166H209ZM217 167V166H216ZM215 167V168H216ZM12 168V167H11ZM52 168V167H51ZM128 168V167H127ZM242 168H244V167H242ZM0 169H1V167H0ZM10 169V168H9ZM9 169H6V170H9ZM45 169V168H44ZM60 169V168H59ZM63 169V168H62ZM72 169V168H71ZM83 169V168H82ZM157 169V168H156ZM173 169V168H172ZM196 169V168H195ZM223 169V168H222ZM257 169H258V167H257ZM4 170V169H3ZM2 170V171H3ZM6 170H4L3 172H7ZM34 170V169H33ZM105 170V169H104ZM139 170V169H138ZM225 170V169H224ZM1 171V172H2ZM28 171V170H27ZM39 171V170H38ZM46 171V170H45ZM82 171V170H81ZM146 171V170H145ZM167 171V170H166ZM222 171V170H221ZM2 172V173H3ZM77 172V171H76ZM212 172V171H211ZM238 172V171H237ZM246 172V171H245ZM261 172H262V174H263V167L261 168ZM15 173H16V171H15ZM42 173V172H41ZM56 173V172H55ZM105 173V172H104ZM191 173V172H190ZM11 174V173H10ZM53 174H54V172H53ZM58 174V173H57ZM66 174V173H65ZM124 174V173H123ZM9 175V174H8ZM32 175V174H31ZM46 175V174H45ZM52 175V174H51ZM51 175L50 176H48L49 178L51 177ZM55 175V174H54ZM59 175V174H58ZM106 175V174H105ZM261 175V174H260ZM67 176V175H66ZM122 176V175H121ZM223 176V175H222ZM237 177L239 176V175H236ZM246 176H247V174H246ZM43 177V176H42ZM53 177V176H52ZM56 177V176H55ZM55 177H53V178H55ZM77 177V176H76ZM96 177V176H95ZM113 177V176H112ZM125 177H126V175H125ZM125 177H123V178H125ZM59 178V177H58ZM63 178V177H62ZM64 178H66V177H64ZM97 178V177H96ZM95 178V179H96ZM204 178H205V175H204ZM214 178H215V176H214ZM218 178V177H217ZM217 178H215V179H217ZM241 178V177H240ZM259 178V177H258ZM1 179H4L2 176H1ZM0 179V180H1ZM5 179H7V178H5ZM44 179V178H43ZM73 179V178H72ZM71 179V180H72ZM77 179V178H76ZM89 179V178H88ZM115 179H116V177H115ZM120 179V178H119ZM45 180V179H44ZM51 180V179H50ZM54 180V179H53ZM93 180V179H92ZM108 180H110V179H108ZM206 180V179H205ZM226 180V179H225ZM244 180V179H243ZM242 180V181H243ZM59 181H60V179H59ZM68 181V180H67ZM89 181V180H88ZM94 181V180H93ZM113 181H115V180H113ZM141 181H142V179H141ZM213 181V180H212ZM217 181V180H216ZM234 181V180H233ZM41 182V180H39V183ZM62 182V181H61ZM60 182V183H61ZM91 182V181H90ZM107 182V181H106ZM105 182V183H106ZM116 182V181H115ZM210 182V181H209ZM224 182V181H223ZM222 182V183H223ZM75 183V182H74ZM129 183V182H128ZM221 183V182H220ZM2 184H4L3 182H1V184H0V186H3L4 188L3 189H6L5 187L6 186H4L5 184H7L6 182H5V184L4 185H2ZM9 184V183H8ZM11 184V183H10ZM10 184H9V186H10ZM62 184V183H61ZM76 184V183H75ZM89 184V183H88ZM119 184V183H118ZM123 184V183H122ZM203 184H205V183H203ZM207 184V183H206ZM212 184H213V182H212ZM93 185V184H92ZM145 185V184H144ZM209 185V184H208ZM257 185H259V183L257 184ZM62 187V185H59V187ZM67 186V185H66ZM88 186V185H87ZM96 186H98V185H96ZM105 186V185H104ZM122 186V185H121ZM200 186V185H199ZM210 186V185H209ZM213 186V185H212ZM212 186H210V187H212ZM229 186V185H228ZM242 186V185H241ZM264 186V185H263ZM86 187V186H85ZM94 187V186H93ZM119 187V186H118ZM204 187H206V186H204ZM216 187V186H215ZM222 187V186H221ZM249 187V186H248ZM73 188V187H72ZM79 188V187H78ZM95 188V187H94ZM99 188V187H98ZM108 188V187H107ZM146 188V187H145ZM198 188V187H197ZM2 189V190H3ZM81 189V188H80ZM220 189V188H219ZM227 189H228V187H227ZM226 189V190H227ZM7 190V189H6ZM9 190H10V187H9ZM86 190V189H85ZM87 190H88V188H87ZM99 190V189H98ZM115 190H119L118 188L117 189H115ZM114 190V191H115ZM121 190V189H120ZM197 190V189H196ZM264 190V189H263ZM0 191H1V189H0ZM5 191V190H4ZM111 191V190H110ZM225 191V190H224ZM257 191V190H256ZM262 191V190H261ZM6 192H8V190L6 191ZM83 192V191H82ZM197 192V191H196ZM199 192V191H198ZM201 192V191H200ZM207 192V191H206ZM220 192V191H219ZM240 192V191H239ZM238 192V193H239ZM72 193H74V192H72ZM78 193V192H77ZM231 193V192H230ZM233 193V192H232ZM0 194H2L1 192H0ZM78 194H83V193H78ZM92 194H95V193H92ZM91 194V195H92ZM199 194V193H198ZM241 194H243L242 193V191H241ZM6 195V194H5ZM11 195V194H10ZM75 195V194H74ZM110 195V194H109ZM108 195V196H109ZM176 195L178 196V194L176 193ZM184 195V194H183ZM208 195H210V194H208ZM226 195V197H227V194H225ZM235 195V194H234ZM240 195V194H239ZM253 195V194H252ZM261 195V194H260ZM1 196V195H0ZM78 196V195H77ZM81 196V195H80ZM93 196V195H92ZM111 196V195H110ZM115 196V195H114ZM4 197V196H3ZM10 197H12V196H10ZM9 197V198H10ZM94 197H96L95 195H94ZM112 197V196H111ZM118 197V196H117ZM180 196H178V198H179ZM194 197V196H193ZM210 197V196H209ZM220 197V196H219ZM222 197V196H221ZM241 197V196H240ZM263 197V196H262ZM5 198V197H4ZM16 198V197H15ZM71 198V197H70ZM83 198V197H82ZM91 198V197H90ZM103 198H105V196L103 197ZM183 198H185V197H183ZM205 198V197H204ZM235 198H237V197H235ZM1 199V198H0ZM3 199V198H2ZM1 199V200H2ZM73 199V198H72ZM84 199H87V198H84ZM94 199H96V198H94ZM94 199H92V200H94ZM106 199V198H105ZM108 199H109V197H108ZM192 199V198H191ZM212 199V198H211ZM218 199V198H217ZM258 199V198H257ZM0 200V201H1ZM113 200H115V199H113ZM207 201H208V199H206ZM227 200V199H226ZM240 200V199H239ZM248 200H249V198H248ZM10 201V200H9ZM24 201V200H23ZM72 201V200H71ZM70 201V202H71ZM85 202H86V200H84ZM83 201V202H84ZM89 198H88V204H89ZM216 201H218V200H216ZM8 202V201H7ZM68 202V201H67ZM95 202V201H94ZM104 202H106V201H104ZM176 202V201H175ZM182 202V201H181ZM195 203H196V201H194ZM202 202V201H201ZM220 202V201H219ZM223 202V201H222ZM256 202V201H255ZM6 203V202H5ZM77 203V202H76ZM75 202H73V205L74 204H76ZM82 203V202H81ZM93 203V202H92ZM194 203V204H195ZM238 203V202H237ZM78 204V203H77ZM84 204V203H83ZM105 204V203H104ZM103 204V205H104ZM110 204V203H109ZM112 204V203H111ZM114 204V203H113ZM179 204V203H178ZM213 204V203H212ZM90 205V204H89ZM88 205V206H89ZM159 205V204H158ZM175 205V204H174ZM184 205V204H183ZM240 205V204H239ZM64 206V205H63ZM71 206V205H70ZM69 206V207H70ZM76 206V205H75ZM91 206V205H90ZM243 206V205H242ZM13 207V206H12ZM11 207V208H12ZM53 207H55V206H53ZM109 207V206H108ZM111 207V206H110ZM115 206H113V208H114ZM210 207V206H209ZM212 207V206H211ZM230 207H232V205L230 206ZM239 207V206H238ZM246 207V206H245ZM252 207V206H251ZM257 207V206H256ZM18 208V207H17ZM38 208V207H37ZM87 208V207H86ZM92 208V207H91ZM106 208H107V206H106ZM118 208V207H117ZM174 208V207H173ZM219 208H220V206H219ZM228 208V207H227ZM240 208V207H239ZM247 208V207H246ZM20 209V208H19ZM72 209H73V206H72ZM75 209V208H74ZM76 209H77V207H76ZM213 209V208H212ZM211 209V210H212ZM218 209V208H217ZM80 210V209H79ZM90 210V209H89ZM209 211H210V208L208 209ZM215 210V209H214ZM239 210V209H238ZM256 211L258 210V208H256L255 209ZM6 211V210H5ZM154 211L155 210H153V213H154ZM157 211V210H156ZM161 212H162V210H160ZM178 211V210H177ZM233 211H235V210H233ZM29 213H31L30 211H28ZM35 212V211H34ZM54 212V211H53ZM52 212V213H53ZM159 212V211H158ZM219 212V211H218ZM232 212V211H231ZM27 213V212H26ZM68 213V212H67ZM78 213H79V211H78ZM150 213V212H149ZM152 213V214H153ZM160 213V212H159ZM208 213L209 212H207V214H206V216L208 215ZM239 213V211L237 212V214ZM246 213V212H245ZM8 214V213H7ZM75 214V213H74ZM80 214H82L81 212H80ZM161 214V213H160ZM224 214V216H225V213H223ZM223 214H218V215H223ZM229 214V213H228ZM237 214L235 215V212L233 213V215H232V219H233V222H234V218H235V216H237ZM259 214V213H258ZM27 215V214H26ZM168 215V214H167ZM171 215V214H170ZM28 216V215H27ZM43 216V215H42ZM49 216H50V214H49ZM66 216V215H65ZM67 216H69V215H67ZM76 216V215H75ZM80 216H82V215H80ZM147 216V215H146ZM190 216V215H189ZM205 216V217H206ZM212 216V215H211ZM215 216V215H214ZM223 216V217H224ZM230 216V215H229ZM238 216H241L242 217V219H244L243 221H241V222H244L245 221V219L247 220V218L249 219V217H248V214L246 215V214H241V215H238ZM261 216V215H260ZM70 217H72V216H70ZM83 217V216H82ZM98 217V216H97ZM96 217V218H97ZM204 217V218H205ZM223 217H222V219H223ZM10 218V217H9ZM26 217H24V219H25ZM64 218V217H63ZM62 218V219H63ZM66 219H69V218H67V217H65ZM76 218V217H75ZM95 218V219H96ZM147 218H148V216H147ZM188 218H190V217H188ZM199 218V217H198ZM203 218V219H204ZM208 218V217H207ZM210 218V217H209ZM225 218V217H224ZM226 218H227V214H226ZM230 218V217H229ZM237 218V217H236ZM236 218H235V221H237L236 220ZM7 219H8V217H7ZM27 219V218H26ZM55 219V218H54ZM78 219V218H77ZM123 219V218H122ZM135 219V218H134ZM220 219V218H219ZM219 219H218V222H219ZM231 219V218H230ZM238 219V218H237ZM241 219V220H242ZM23 220V219H22ZM30 220V219H29ZM42 220V219H41ZM45 220V219H44ZM43 220V221H44ZM60 220H61V218H60ZM76 220V219H75ZM211 220V219H210ZM225 220V219H224ZM223 220V221H224ZM239 220H240V218H239ZM264 220V219H263ZM42 221V222H43ZM51 221V220H50ZM54 221V220H53ZM62 221V220H61ZM83 221V222H82ZM81 222L82 223H85L86 221L83 219ZM85 221V222H84ZM137 221H139V220H137ZM220 221H221V219H220ZM260 220H258V222H259ZM23 222H24V220H23ZM26 222H28L27 220H26ZM48 222V221H47ZM64 222V221H63ZM62 222V223H63ZM166 222H167V220H166ZM210 222V221H209ZM233 222H230V220H229V222H225V224H235V223H233ZM248 222H250V221H248ZM12 223V222H11ZM25 223V222H24ZM23 223V224H24ZM45 223V222H44ZM77 223V222H76ZM79 223V222H78ZM79 224L80 226H82L83 224ZM135 223V222H134ZM146 223H147V221H146ZM155 223V222H154ZM183 223V222H182ZM187 223V222H186ZM208 223V222H207ZM217 223V221L216 222H210V225H214V224H216ZM222 223V222H221ZM245 223V222H244ZM244 223H242V224H244ZM263 223V226H264V222H262ZM262 223L260 224V225H262ZM5 224V223H4ZM13 224V223H12ZM12 224H10V225H12ZM29 224V223H28ZM51 224V223H50ZM60 224V223H59ZM64 224V223H63ZM136 224V223H135ZM144 224H145V220H144ZM143 224V225H144ZM204 224V223H203ZM223 224V223H222ZM20 225H22V224H20ZM52 225V224H51ZM55 225V224H54ZM61 225V224H60ZM86 225V224H85ZM128 225V224H127ZM126 225V226H127ZM181 225V224H180ZM240 225H241V223H240ZM258 225V224H257ZM13 226V225H12ZM16 226V225H15ZM23 226V225H22ZM66 226V225H65ZM64 226V227H65ZM84 226V225H83ZM137 226V225H136ZM215 226V225H214ZM221 226V225H220ZM235 226V225H234ZM243 226V225H242ZM259 226V225H258ZM257 226V227H258ZM262 226V227H263ZM25 227V226H24ZM59 227V226H58ZM62 227V229L64 228L63 226H61ZM133 227H135V226H133ZM138 227H139V223H138ZM218 227V226H217ZM244 227V226H243ZM259 227H261V226H259ZM13 228V227H12ZM22 228V227H21ZM26 228V227H25ZM56 228V227H55ZM60 228V227H59ZM84 228V227H83ZM82 228V229H83ZM121 228V227H120ZM122 228H125V227H122ZM141 228V227H140ZM159 228V227H158ZM190 228V227H189ZM193 228V227H192ZM216 228V227H215ZM224 228V227H223ZM229 228H230V226H229ZM236 228H238L239 230H240V227L238 226H236ZM242 228V227H241ZM255 228V227H254ZM37 229H38V227H37ZM61 229V228H60ZM67 229V228H66ZM77 229H79V226H78V228ZM85 229V228H84ZM136 229H138V228H136ZM150 229V228H149ZM170 229V228H169ZM197 229H199V228H197ZM209 229V228H208ZM221 229V228H220ZM225 229V228H224ZM231 229V228H230ZM243 229V228H242ZM262 229V228H261ZM3 230V229H2ZM32 230V229H31ZM131 230V229H130ZM141 230V229H140ZM167 230V229H166ZM189 229H187L186 231H188ZM191 230V229H190ZM199 230H201V229H199ZM210 230V229H209ZM237 230V229H236ZM238 230V231H239ZM263 230H264V228H263ZM262 230V231H263ZM22 231V230H21ZM117 231V230H116ZM123 231H124V229H123ZM251 231H252V229H251ZM254 231V230H253ZM262 231H261V233H262ZM15 232H18V231H15ZM57 232V231H56ZM62 232V231H61ZM60 232V234H62ZM67 232V231H66ZM124 232H127V231H124ZM132 231H130V233H131ZM169 232V231H168ZM179 232V231H178ZM182 232V231H181ZM203 232V231H202ZM206 232V231H205ZM211 232V231H210ZM237 232V231H236ZM241 232V231H240ZM240 232H238L239 233V235L241 234ZM245 232V231H244ZM244 232H242V234L244 233ZM257 232H258V230H257ZM3 233V232H2ZM13 233V232H12ZM23 233V232H22ZM46 233V232H45ZM138 233V232H137ZM253 233V232H252ZM264 233V232H263ZM24 234V233H23ZM22 234V235H23ZM53 234V233H52ZM71 234H73V232L71 233ZM118 234H119V232H118ZM123 234V233H122ZM186 234H188V233H185V236H186ZM233 234V233H232ZM237 234V233H236ZM248 234V233H247ZM246 234V235H247ZM255 234V233H254ZM254 234H252V235H254ZM1 235V234H0ZM13 235V234H12ZM18 235V234H17ZM26 235V234H25ZM24 235V236H25ZM57 235V234H56ZM66 235H67V233H66ZM124 235V234H123ZM123 235H120L121 237L123 236ZM128 235V234H127ZM171 235V234H170ZM208 235V234H207ZM206 235V236H207ZM244 235V234H243ZM23 236V237H24ZM61 236V235H60ZM72 236V235H71ZM119 236V237H120ZM139 236V235H138ZM209 236V235H208ZM222 236V235H221ZM238 236V235H237ZM251 236V235H250ZM20 237V236H19ZM30 237H32V236H30ZM29 237V238H30ZM117 237V236H116ZM127 237V236H126ZM212 237V236H211ZM240 238L239 239H241L240 241L237 239V237L235 236V238H231V239H226V240H224L225 242L222 244V247H221V251H225V252H227V254H226V256H229L230 258V260L232 261L233 259L235 260H233L234 262H237L239 259L241 260L242 259V261L244 262V258H247V256H249V258H251L252 257V255L255 253V252H258L257 253V256L254 254L253 256L255 257V258H253V259H257V260H260L261 261V259L263 260V262H264V236H262L261 234H258L256 237H246V238H243V240H242V236L240 235L239 236ZM13 238V237H12ZM18 238V237H17ZM62 238V237H61ZM183 238V237H182ZM190 238H192V237H190ZM194 238V237H193ZM192 238V239H193ZM225 238V237H224ZM229 238V237H228ZM16 239V238H15ZM23 239V238H22ZM22 239L20 240V242L22 241ZM51 239V238H50ZM64 239V238H63ZM110 239H112V238H110ZM117 239V238H116ZM115 239V240H116ZM163 239V238H162ZM187 239V238H186ZM192 239H191V241H192ZM211 238H204V239H202V240H200V241H202V243H204L205 244V242H203L204 240H210ZM4 240V239H3ZM17 240V239H16ZM24 240V239H23ZM114 240V239H113ZM118 240H121V239H119L118 238ZM61 242H62V240H60ZM109 241V240H108ZM127 241V240H126ZM184 241V240H183ZM186 241V240H185ZM212 241V240H211ZM219 241H221L220 239L218 240L217 239V242L218 243H220ZM1 243H2V241H0ZM38 242V241H37ZM47 242V241H46ZM46 242H44V244H45V246L47 245L46 244ZM58 242V241H57ZM48 243V242H47ZM109 243V242H108ZM193 243V242H192ZM213 243V242H212ZM217 243V244H218ZM15 244H16V242H15ZM22 244V243H21ZM32 244V243H31ZM43 244V243H42ZM53 244V243H52ZM56 244V243H55ZM58 244V243H57ZM56 244V245H57ZM110 244V243H109ZM160 244V243H159ZM188 245H189V243H187ZM196 244V243H195ZM208 244V243H207ZM221 244V243H220ZM20 245V244H19ZM60 244H58V246H59ZM134 245H136V244H134ZM154 245V244H153ZM191 245V244H190ZM219 245V244H218ZM15 246V245H14ZM25 246V245H24ZM37 246V245H36ZM44 246V245H43ZM121 246V245H120ZM150 246V245H149ZM156 246H158V245H156ZM184 246V245H183ZM204 246V245H203ZM27 247V246H26ZM31 247V246H30ZM38 247V246H37ZM53 247V246H52ZM105 247V246H104ZM185 247V246H184ZM187 247H189V246H186L185 248H187ZM25 248V247H24ZM43 248V247H42ZM45 248V247H44ZM51 248V247H50ZM50 248H48V249H50ZM57 248V247H56ZM109 248V247H108ZM195 248L196 247H194V250H195ZM220 248V247H219ZM94 249V248H93ZM178 249V248H177ZM190 249V248H189ZM211 249V248H210ZM209 249V250H210ZM253 249H255L254 250V253L252 254L251 253V251L253 250ZM45 250V249H44ZM52 250V249H51ZM95 250V249H94ZM153 250V249H152ZM151 250V251H152ZM24 251H26V250H24ZM30 251V250H29ZM29 251H26V252H28L29 253ZM114 251V250H113ZM143 251V250H142ZM189 251V250H188ZM193 251V250H192ZM224 251H223V253H224ZM260 251H261V253H260ZM37 252V251H36ZM204 252V251H203ZM230 252V253H229ZM13 253V252H12ZM24 253V252H23ZM88 253V252H87ZM182 253V252H181ZM184 253V252H183ZM191 253V252H190ZM190 253H188V254H190ZM88 254H90V253H88ZM163 254V253H162ZM193 254V253H192ZM200 254V253H199ZM199 254H197L196 255V257L197 258H200L201 257V255H199ZM209 254V253H208ZM214 254V253H213ZM26 255H27V253H26ZM30 255H31V253H30ZM33 255V254H32ZM174 255V254H173ZM180 255V254H179ZM225 255V254H224ZM23 256V255H22ZM81 256H83V255H81ZM91 256V255H90ZM187 256V255H186ZM210 256V255H209ZM209 256H207L206 258H209ZM33 257V256H32ZM52 257V256H51ZM136 257V256H135ZM184 257H185V255H184ZM194 257V256H193ZM195 257V258H196ZM231 257L233 258V259H231ZM4 255H1L0 254V264H2L3 262H4ZM10 258H12V254H11V257ZM18 258H19V256H18ZM77 258V257H76ZM86 258V257H85ZM91 258H92V256H91ZM93 258H96L95 256L93 257ZM155 258V257H154ZM225 258V257H224ZM23 259V258H22ZM82 259V258H81ZM140 259V258H139ZM163 259V258H162ZM185 259V258H184ZM211 259V258H210ZM28 260V259H27ZM85 260V259H84ZM88 260H89V258H88ZM87 260V261H88ZM93 260V259H92ZM140 260H142V259H140ZM161 260V259H160ZM181 260H183L182 258H181ZM186 260V259H185ZM194 260V259H193ZM202 260V259H201ZM205 260V259H204ZM228 260V259H227ZM251 260V259H250ZM31 261V260H30ZM83 261V260H82ZM95 261V260H94ZM93 261V262H94ZM165 261V260H164ZM230 261V262H231ZM252 261V262H251ZM250 262H251V264L253 263V261L254 260H251ZM24 262V261H23ZM26 262V261H25ZM85 262V261H84ZM96 262H97V259H96ZM101 262V261H100ZM150 262V261H149ZM174 262V261H173ZM181 262V261H180ZM187 262V261H186ZM219 262V261H218ZM227 262V261H226ZM239 262V261H238ZM237 262V263H238ZM243 262H241L240 264H244ZM247 262H249V259H248V261L246 260V262H245V264L247 263ZM255 262V261H254ZM69 263V262H68ZM102 263V262H101ZM104 263V262H103ZM139 263V262H138ZM167 263V262H166ZM225 263V262H224ZM233 263V262H232ZM84 264V263H83ZM86 264V263H85ZM93 264V263H92ZM162 264H163V262H162ZM184 264V263H183ZM234 264V263H233ZM250 264V263H249ZM256 264V263H255ZM259 264H261V263H259ZM264 264V263H263Z\"/></svg>",
  "mask_w": 264,
  "mask_h": 264
}]
</instances>
